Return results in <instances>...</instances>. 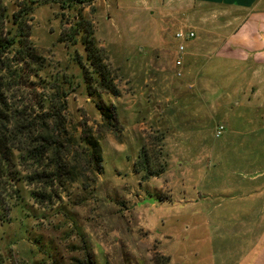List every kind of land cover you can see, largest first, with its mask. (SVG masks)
Here are the masks:
<instances>
[{
	"label": "rangeland",
	"instance_id": "1",
	"mask_svg": "<svg viewBox=\"0 0 264 264\" xmlns=\"http://www.w3.org/2000/svg\"><path fill=\"white\" fill-rule=\"evenodd\" d=\"M18 1L3 3L11 12ZM28 17L44 62L30 79L49 96L66 92V138L83 131L97 138L102 170L92 172L74 141L66 159L83 174L59 196L52 191L36 203L32 188L19 182L23 200L0 222L6 264H264V97L225 110L220 105L228 102L215 103L209 91L204 117L170 109L184 93L172 86L186 77L177 74L186 51H177L175 32L226 33L248 16L195 0H76L38 4ZM90 41L117 95L100 91V78L92 83L99 94L87 92L82 67L92 71ZM101 102L114 107L111 129L96 106ZM145 150L149 169L164 163L162 173L135 166Z\"/></svg>",
	"mask_w": 264,
	"mask_h": 264
},
{
	"label": "trees",
	"instance_id": "2",
	"mask_svg": "<svg viewBox=\"0 0 264 264\" xmlns=\"http://www.w3.org/2000/svg\"><path fill=\"white\" fill-rule=\"evenodd\" d=\"M49 1L69 6L76 0H69L68 4L66 0H20L17 3L18 9L11 12L3 0H0V222L8 221L11 209L23 200L19 182L30 186L35 202L42 203L51 198L52 191L54 196H59L58 189L65 191L67 184L83 174L80 165L70 164L66 159L74 141L87 154L91 161L88 164L93 166L92 172L102 170L97 138L85 131V135L81 134L77 139L66 138V92L54 91L49 96L39 82L30 79L42 70L44 62L31 40L28 15L36 5ZM60 37L64 39L61 35ZM97 49L91 41L85 44L91 72L88 67L84 69L82 61L77 59L82 67L87 92L91 95L99 94L92 83L100 78V86L103 88L100 91L117 95L118 89L111 79L110 70L103 61L100 49ZM27 90L33 93V97L28 96ZM96 106L105 125L111 129L115 124L114 107L103 102L96 103ZM143 146L141 152L144 150ZM144 153L145 155L138 156L141 159L138 158L135 166L145 164L147 168L144 169L148 173H162L165 164L162 163L156 171L149 169L147 165L152 156L146 150ZM82 184L84 187L88 186L84 182ZM0 264H6L1 252Z\"/></svg>",
	"mask_w": 264,
	"mask_h": 264
},
{
	"label": "crops",
	"instance_id": "3",
	"mask_svg": "<svg viewBox=\"0 0 264 264\" xmlns=\"http://www.w3.org/2000/svg\"><path fill=\"white\" fill-rule=\"evenodd\" d=\"M195 1L209 7L227 9L235 15L245 13L248 18L232 31L226 33L205 31L201 36L186 41L185 55H181L182 75L186 77L183 79L184 83L180 81L172 86L179 93L184 92L178 100L176 99V104L172 103L170 106L174 115L185 110L187 113L193 111L192 113L196 116L204 117V113L210 110V107L206 105L210 98L209 91L216 95L215 103L219 99L228 102L220 105V108L224 106L225 110L237 108L242 104L253 105L254 101L255 103L262 101L264 97V0ZM211 37L220 39V42L215 46L214 40L203 39ZM210 47L215 48L208 53L207 50ZM183 84L186 88L193 86V92L188 93L186 88H183ZM195 91L200 95L195 94ZM231 104L233 106L228 107ZM242 185L241 182L238 186ZM249 187L253 185L250 184ZM196 202L197 200L192 199L190 203Z\"/></svg>",
	"mask_w": 264,
	"mask_h": 264
},
{
	"label": "built area",
	"instance_id": "4",
	"mask_svg": "<svg viewBox=\"0 0 264 264\" xmlns=\"http://www.w3.org/2000/svg\"><path fill=\"white\" fill-rule=\"evenodd\" d=\"M175 38L178 39L179 41V44H178V49L177 51L179 53H183L185 47H184V41L187 40V39H192L195 35H194V32L193 31H184L183 29H178L175 34H174ZM176 64L179 66L181 64V60L180 59H177L176 61ZM178 75L181 74V69L179 67V70H178ZM223 130V126L222 125H218L216 128H215V131H216V136H219L221 134Z\"/></svg>",
	"mask_w": 264,
	"mask_h": 264
}]
</instances>
